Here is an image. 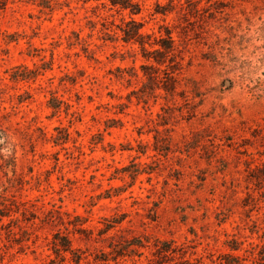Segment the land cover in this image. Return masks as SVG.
<instances>
[{
	"label": "rangeland",
	"instance_id": "374dc122",
	"mask_svg": "<svg viewBox=\"0 0 264 264\" xmlns=\"http://www.w3.org/2000/svg\"><path fill=\"white\" fill-rule=\"evenodd\" d=\"M133 1L0 8V264H75L56 233L81 264H264V0ZM130 18L171 31L185 98L137 101Z\"/></svg>",
	"mask_w": 264,
	"mask_h": 264
},
{
	"label": "trees",
	"instance_id": "16d2710c",
	"mask_svg": "<svg viewBox=\"0 0 264 264\" xmlns=\"http://www.w3.org/2000/svg\"><path fill=\"white\" fill-rule=\"evenodd\" d=\"M8 0H0V8L6 4ZM56 1V0H52ZM83 2H88L90 0H82ZM100 1V0H97ZM110 7L116 8L117 10H128L130 15H135L140 12V6L137 2L133 0H107ZM142 23L130 18L129 21L124 23L122 27L118 28L120 31V38L125 43H132L138 45L140 49V56L145 60V63L140 65V69L143 76L146 78V83L143 84L141 89H139L140 95L136 97L138 102H145L154 92H163L164 99L166 102L174 101L176 96L185 98L183 92L180 88V75L182 74L183 68V58L180 51L174 43V39L171 36V31L169 29H164V34H159L158 36H152L142 31ZM116 33V32H115ZM160 33V32H159ZM20 74H17L19 80H33L39 75L40 71L31 70L27 67L21 66ZM143 89V90H142ZM167 98V99H166ZM50 107L56 111L58 106L56 104H51ZM163 126L168 125V122H163ZM166 132H168L165 129ZM2 132L0 131V143H4ZM66 139V138H64ZM168 142V139L166 140ZM164 148L162 150H167V143L164 142ZM1 146V144H0ZM1 149V148H0ZM155 149H158L155 147ZM3 157L5 156L2 153ZM2 217L3 214H0ZM121 219L115 220L113 218L109 224L105 226L106 230L115 227L120 224ZM55 239V250L58 255L61 256L62 253H70L72 255V260L75 264H81V257L75 252L71 247V241L67 236L59 235L56 233ZM139 246L141 243L139 240L130 243V246ZM127 248V249H128ZM232 250H236V246L230 245ZM122 256V254H115L113 260L117 257ZM224 264H241L240 258L231 254H227L224 257Z\"/></svg>",
	"mask_w": 264,
	"mask_h": 264
}]
</instances>
